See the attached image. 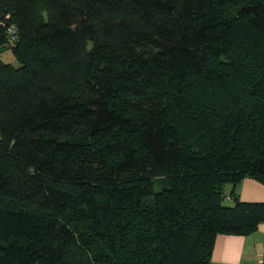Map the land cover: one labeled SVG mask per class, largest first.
Returning a JSON list of instances; mask_svg holds the SVG:
<instances>
[{
    "label": "trees",
    "instance_id": "obj_1",
    "mask_svg": "<svg viewBox=\"0 0 264 264\" xmlns=\"http://www.w3.org/2000/svg\"><path fill=\"white\" fill-rule=\"evenodd\" d=\"M239 22L264 0H0V264H214L264 222L224 191L264 185V65L202 88Z\"/></svg>",
    "mask_w": 264,
    "mask_h": 264
},
{
    "label": "rangeland",
    "instance_id": "obj_2",
    "mask_svg": "<svg viewBox=\"0 0 264 264\" xmlns=\"http://www.w3.org/2000/svg\"><path fill=\"white\" fill-rule=\"evenodd\" d=\"M233 41L235 64L229 68L227 80L223 84L210 82L202 84V88L208 92L210 97H223L224 99L243 98L246 96L249 85L256 75L254 73V63L257 62L264 65V36L262 34L251 30L244 23L239 22L233 29ZM0 58L4 62L16 64L9 49H2ZM204 82L206 81L204 80ZM243 180L235 185L225 183V193L229 194L232 188L235 191L237 186H242L244 184ZM224 202L228 203V200H224Z\"/></svg>",
    "mask_w": 264,
    "mask_h": 264
},
{
    "label": "crops",
    "instance_id": "obj_3",
    "mask_svg": "<svg viewBox=\"0 0 264 264\" xmlns=\"http://www.w3.org/2000/svg\"><path fill=\"white\" fill-rule=\"evenodd\" d=\"M244 184L236 187L240 200L264 201V185L246 177ZM264 253V222L246 235L217 234L211 252L214 264H262Z\"/></svg>",
    "mask_w": 264,
    "mask_h": 264
},
{
    "label": "built area",
    "instance_id": "obj_4",
    "mask_svg": "<svg viewBox=\"0 0 264 264\" xmlns=\"http://www.w3.org/2000/svg\"><path fill=\"white\" fill-rule=\"evenodd\" d=\"M261 263L264 264V253L262 254V257H261Z\"/></svg>",
    "mask_w": 264,
    "mask_h": 264
}]
</instances>
